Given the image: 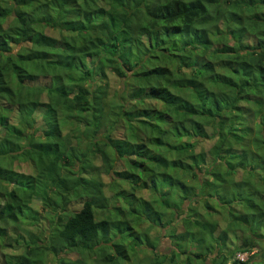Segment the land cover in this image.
Segmentation results:
<instances>
[{
    "label": "trees",
    "instance_id": "16d2710c",
    "mask_svg": "<svg viewBox=\"0 0 264 264\" xmlns=\"http://www.w3.org/2000/svg\"><path fill=\"white\" fill-rule=\"evenodd\" d=\"M50 254L264 264V0H0V264Z\"/></svg>",
    "mask_w": 264,
    "mask_h": 264
},
{
    "label": "rangeland",
    "instance_id": "374dc122",
    "mask_svg": "<svg viewBox=\"0 0 264 264\" xmlns=\"http://www.w3.org/2000/svg\"><path fill=\"white\" fill-rule=\"evenodd\" d=\"M17 48V47H16ZM15 48V50H16ZM108 80H109V83H110V92H111V95L114 94V92L118 91V90H122L118 80L116 78H114V76L112 74H108ZM123 166V164L121 162H117L116 164V168L118 170H120ZM104 181L107 182V178L106 177H103ZM105 192L109 194V192L105 189ZM34 206L40 210V204L38 202H34ZM72 208H76L78 209L80 207V204H77L75 203L73 206H71ZM48 227H49V223L45 220H43V222L41 223L40 225V229L41 230H45V232H48ZM161 230L160 229H157V228H152L149 230V234L150 236H153V237H157L159 236ZM160 246H158V242H156L157 246H158V250L159 252H166L169 248V243H168V240L165 239L164 237L160 239ZM64 257H67V258H70L72 260L74 259H79V254L78 252H68L66 255L62 254ZM236 256H243L244 259H246L247 257V254L246 253H239L238 255ZM45 264H55V259L54 257L52 256V254L48 255L47 258H46V262Z\"/></svg>",
    "mask_w": 264,
    "mask_h": 264
},
{
    "label": "built area",
    "instance_id": "2783aa9c",
    "mask_svg": "<svg viewBox=\"0 0 264 264\" xmlns=\"http://www.w3.org/2000/svg\"><path fill=\"white\" fill-rule=\"evenodd\" d=\"M239 259L244 260L243 256H237Z\"/></svg>",
    "mask_w": 264,
    "mask_h": 264
}]
</instances>
